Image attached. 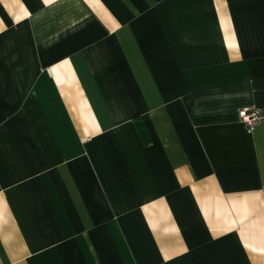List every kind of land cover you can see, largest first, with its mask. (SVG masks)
Segmentation results:
<instances>
[{"label":"crops","instance_id":"obj_1","mask_svg":"<svg viewBox=\"0 0 264 264\" xmlns=\"http://www.w3.org/2000/svg\"><path fill=\"white\" fill-rule=\"evenodd\" d=\"M0 21V264H264V0Z\"/></svg>","mask_w":264,"mask_h":264},{"label":"built area","instance_id":"obj_2","mask_svg":"<svg viewBox=\"0 0 264 264\" xmlns=\"http://www.w3.org/2000/svg\"><path fill=\"white\" fill-rule=\"evenodd\" d=\"M238 117L240 121L249 128V130L253 129V127L262 119V115L255 108H241L238 111Z\"/></svg>","mask_w":264,"mask_h":264},{"label":"snow or ice","instance_id":"obj_3","mask_svg":"<svg viewBox=\"0 0 264 264\" xmlns=\"http://www.w3.org/2000/svg\"><path fill=\"white\" fill-rule=\"evenodd\" d=\"M17 19H20V17H17ZM0 30H3V22L0 21ZM229 47H236L234 44L229 45Z\"/></svg>","mask_w":264,"mask_h":264}]
</instances>
